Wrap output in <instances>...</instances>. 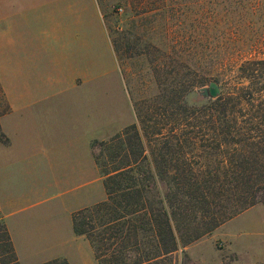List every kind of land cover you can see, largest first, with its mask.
I'll use <instances>...</instances> for the list:
<instances>
[{"label": "trees", "instance_id": "trees-1", "mask_svg": "<svg viewBox=\"0 0 264 264\" xmlns=\"http://www.w3.org/2000/svg\"><path fill=\"white\" fill-rule=\"evenodd\" d=\"M229 70L217 98L189 106L183 90L170 110L138 116L117 138L128 143L111 157L112 171L102 172L106 199L73 216L75 234L90 241L99 264L165 261L180 243L264 203V56L221 54V73ZM8 111L0 90V116ZM0 141L7 142L1 131ZM153 180L163 184L161 196ZM0 244V264H20L1 220Z\"/></svg>", "mask_w": 264, "mask_h": 264}, {"label": "crops", "instance_id": "crops-1", "mask_svg": "<svg viewBox=\"0 0 264 264\" xmlns=\"http://www.w3.org/2000/svg\"><path fill=\"white\" fill-rule=\"evenodd\" d=\"M30 7L34 18L27 26L33 34L28 32L18 41L12 40L10 56L0 59V90L9 106V111L0 116V131L7 139L0 141V220L20 264L54 260L78 264L64 249L43 261L35 260V250L46 245L50 232L60 231L71 235L72 243L85 245V238L99 264L90 241L75 234L73 216L106 199L104 178L100 177L105 192L102 200L96 191L93 196L92 189L84 194L73 190L76 185L89 187L97 182L95 144L99 138H110L129 125L127 97L116 100L125 99L124 111L110 96L113 61L117 62L114 46L102 13L99 17L97 2L93 6L80 0H34ZM45 16L52 21L49 25ZM100 37L104 44L99 47ZM123 84L117 89L125 94ZM43 184L70 195L63 225L60 220L54 221V227L48 226L46 210L29 212ZM53 243L60 249L67 240L55 236Z\"/></svg>", "mask_w": 264, "mask_h": 264}, {"label": "rangeland", "instance_id": "rangeland-1", "mask_svg": "<svg viewBox=\"0 0 264 264\" xmlns=\"http://www.w3.org/2000/svg\"><path fill=\"white\" fill-rule=\"evenodd\" d=\"M32 1L0 0V59L10 56L12 40L18 41L28 32L33 34V29L27 26L30 22L33 24ZM39 1L68 3L70 0ZM80 1L93 6L97 2L99 17L102 13L117 61H113L117 72L112 73L110 96L124 111L125 99L116 100L127 97L130 107L129 125L110 138H99L95 145L99 159L97 182H92L89 187L74 186L75 194L92 189L93 196L96 191L98 199L102 200L105 196L102 172H111V157L127 148V138H117L138 123V116L158 118L164 107L171 109L170 99L183 90L189 106L208 102L210 98H204L200 89L209 87L211 82H218L222 92L230 70L221 73V54L264 56V0ZM119 7L123 8L121 14L117 13ZM49 22L52 21L45 16V23L49 25ZM102 44L104 40L100 37L99 47ZM106 44L109 48L108 40ZM106 61L108 65L112 64L109 56ZM119 84H123L125 94L118 91ZM42 189L41 194L33 198L29 212L46 210L48 226L54 227V221L60 220L63 225V219L68 218L65 207L70 195L46 184ZM164 189L160 181L153 180L155 197L161 196ZM55 236L65 237L64 248H56ZM48 237L50 240L45 242L46 245L35 250L36 261L48 259L57 250L64 249L71 252L78 264H85V260L87 264H98L85 238L84 245L83 242L72 243V236L64 231L50 232ZM153 264H264V203L243 212L197 242L188 246L180 243L178 251L167 260Z\"/></svg>", "mask_w": 264, "mask_h": 264}, {"label": "water", "instance_id": "water-1", "mask_svg": "<svg viewBox=\"0 0 264 264\" xmlns=\"http://www.w3.org/2000/svg\"><path fill=\"white\" fill-rule=\"evenodd\" d=\"M200 93L204 98H216L221 94V89L217 82H211L209 87L201 88Z\"/></svg>", "mask_w": 264, "mask_h": 264}, {"label": "built area", "instance_id": "built-area-1", "mask_svg": "<svg viewBox=\"0 0 264 264\" xmlns=\"http://www.w3.org/2000/svg\"><path fill=\"white\" fill-rule=\"evenodd\" d=\"M122 12H123V8H122V7H119V8L117 9V13L121 14Z\"/></svg>", "mask_w": 264, "mask_h": 264}]
</instances>
